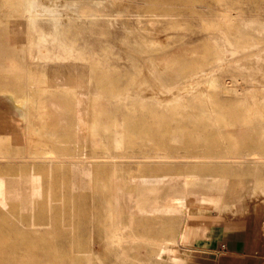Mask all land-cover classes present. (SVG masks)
<instances>
[{
  "label": "rangeland",
  "instance_id": "rangeland-1",
  "mask_svg": "<svg viewBox=\"0 0 264 264\" xmlns=\"http://www.w3.org/2000/svg\"><path fill=\"white\" fill-rule=\"evenodd\" d=\"M23 13L32 19H22ZM0 55V94L32 96L24 107L29 119L21 123L32 130L29 138L17 131V120L0 116V201L11 208V214L1 215L13 216L0 222L7 240L0 257H11L0 264H185V252L174 257L166 250L153 253L159 246L146 242L133 247L115 241L121 233L117 225L130 216L124 212L130 199L119 196L130 177L159 180V172L184 167L228 176L223 194L208 183L196 188L225 207L201 217L238 216L248 204L264 209V165L236 159L264 146V0H0ZM129 118L154 140L127 131ZM56 122L61 133L54 139L42 128ZM180 132L175 143L172 137ZM115 138L121 139L120 148ZM37 146L58 150L53 172L48 160L31 156ZM158 147L189 160L144 159ZM84 169L93 177L84 176ZM31 171L42 175L51 198L22 209L4 196L3 187ZM138 222L146 227L140 224L137 233L159 237V219ZM196 224L189 240L204 229ZM137 251L145 261L119 259Z\"/></svg>",
  "mask_w": 264,
  "mask_h": 264
},
{
  "label": "bare ground",
  "instance_id": "bare-ground-1",
  "mask_svg": "<svg viewBox=\"0 0 264 264\" xmlns=\"http://www.w3.org/2000/svg\"><path fill=\"white\" fill-rule=\"evenodd\" d=\"M28 3V2H27ZM33 3V1H32ZM147 3V2H146ZM156 3V2H153ZM163 3V2H162ZM181 4V3H180ZM182 5V4H181ZM187 5V4H186ZM151 10V9H150ZM148 11V10H147ZM160 12V11H159ZM151 13V12H150ZM152 14V13H151ZM236 14V13H235ZM237 15V14H236ZM232 14L230 15V17ZM21 18L24 20L32 19L31 14L23 13ZM55 20V19H54ZM23 23V22H22ZM40 23V21H39ZM39 25V24H38ZM46 30V29H45ZM37 31V30H36ZM39 33V30H38ZM44 33V32H43ZM41 34V33H40ZM31 31L28 30V37H31ZM46 35V34H45ZM38 38V37H37ZM55 38V37H54ZM49 40V39H48ZM55 40V39H54ZM27 41V39H26ZM28 42V41H27ZM37 42V41H36ZM240 43V42H239ZM66 44V43H65ZM68 44V43H67ZM70 44V43H69ZM27 46V45H26ZM49 46V45H48ZM36 47V46H35ZM42 47V46H41ZM239 47V46H238ZM38 48V47H37ZM8 50V49H7ZM37 50V49H36ZM151 50V49H150ZM34 51V50H33ZM9 52V51H8ZM7 52V53H8ZM37 52V51H36ZM5 54V53H4ZM9 54V53H8ZM38 54V53H37ZM1 56V55H0ZM35 58V57H34ZM24 61V60H23ZM15 62V61H14ZM16 63V62H15ZM223 64V63H222ZM227 64V63H226ZM232 64V63H231ZM7 65V64H6ZM97 68L101 67L99 62H93ZM228 65V64H227ZM10 66V65H9ZM1 67V66H0ZM153 67V66H152ZM214 67V66H213ZM69 69H73L71 65L68 67ZM5 69V68H4ZM212 69V68H211ZM2 70V69H0ZM214 70V69H213ZM4 71V70H3ZM206 71V70H205ZM213 72V71H212ZM203 74V73H202ZM196 77V76H195ZM200 77V76H199ZM104 79V77H103ZM195 79V78H194ZM197 80V79H196ZM194 80V81H196ZM122 81V80H121ZM199 81V80H197ZM204 81V80H203ZM227 83V82H226ZM222 85V84H221ZM234 85V84H233ZM204 86V85H203ZM226 86V85H225ZM223 87V86H222ZM232 87V86H231ZM234 87V86H233ZM262 89V88H261ZM233 90V89H232ZM239 90V89H238ZM224 91H226L224 89ZM71 92V91H70ZM109 92V91H108ZM107 93V92H106ZM229 93V91H228ZM132 95V94H131ZM208 96V95H207ZM211 96V95H209ZM216 96V95H215ZM257 96V95H256ZM105 97V96H104ZM260 97V96H259ZM106 98V97H105ZM246 98V97H245ZM0 99L2 100L1 104H5L8 108L3 107L0 110V116L4 119H11L17 120L18 128L17 131L19 133L26 134L29 138L30 133L32 130L30 128H25L21 126V123L24 120L29 119V113L26 112L25 106L27 105L28 101L32 100V96L26 91L15 92L13 90L1 91ZM121 99V98H120ZM243 99V98H242ZM250 99V98H249ZM162 100V99H161ZM252 100V99H251ZM130 101V100H129ZM243 101H245L243 99ZM248 101V99H247ZM209 103V101H207ZM128 104V103H127ZM140 104V103H139ZM136 105V104H135ZM117 106V105H116ZM188 106V105H187ZM222 106V105H221ZM27 107V106H26ZM64 107V106H63ZM62 107V108H63ZM236 108V107H235ZM30 109V108H29ZM183 109V108H182ZM216 109V108H215ZM225 110V109H224ZM227 110V109H226ZM159 112V111H158ZM222 113V112H221ZM232 113V112H231ZM239 113V112H238ZM215 114V113H214ZM118 115V114H117ZM233 115V114H232ZM136 116V115H135ZM197 116V115H196ZM96 124H99V116L97 115ZM240 117V116H238ZM88 118V117H87ZM123 118V117H122ZM177 118V117H176ZM137 120L134 118H129L125 122L127 126V131L129 132H139L140 134H146L142 136V139H146L148 141H153L152 137H149L148 130L145 128L137 127ZM144 122H142L143 124ZM207 123V122H206ZM27 124V123H26ZM60 122H56V124H50L47 127H43L42 131L49 135L50 138L55 139L57 138L60 133ZM194 126V125H193ZM259 126V125H258ZM20 127L22 129H20ZM240 127V126H239ZM175 129V128H174ZM41 131L40 129H38ZM156 131V130H155ZM67 133V131H66ZM256 133V132H255ZM180 133H174L172 140L175 143H178L180 140ZM245 134V133H244ZM150 135V134H149ZM248 135V134H247ZM36 136V135H35ZM24 136V138H27ZM158 137V136H157ZM167 138V137H165ZM109 139V138H108ZM170 139V137H169ZM147 141V142H148ZM157 141V140H156ZM168 141V140H167ZM184 142V141H183ZM257 143V142H256ZM121 139L115 138L114 139V146L116 148L121 147ZM170 144V143H169ZM175 145V144H174ZM183 145V144H182ZM86 146V145H85ZM125 146V145H124ZM153 146V145H152ZM167 146V145H166ZM184 146V145H183ZM257 146V145H256ZM22 145H19L21 148ZM132 147V146H131ZM150 147V146H148ZM221 147V146H220ZM27 148V147H26ZM86 148V147H85ZM186 148V147H185ZM90 149V148H89ZM130 149V148H129ZM132 149V148H131ZM156 151L147 153L143 157L144 159H159V158H172V157H190L189 155L180 154L181 152H170L164 150H159L155 148ZM209 149V148H208ZM103 150V149H102ZM116 150V149H115ZM130 151V150H129ZM132 152V151H131ZM103 153V152H102ZM118 153V152H117ZM27 154V152H26ZM122 154V153H121ZM32 157H39L48 160L46 165L49 166L48 171L50 173L53 172V166L55 163L53 160L55 158H60V154L56 147L51 148L48 146H37L32 152ZM122 156H125L124 154ZM63 157V156H62ZM95 155H87L86 158H94ZM130 157V156H129ZM135 157V156H134ZM137 157V156H136ZM140 157V156H139ZM194 158H201L204 159L207 156L204 154H194L192 155ZM72 158V157H71ZM74 158V156H73ZM104 158V157H103ZM102 158V159H103ZM138 158V157H137ZM136 158V159H137ZM142 158V157H141ZM208 158V157H207ZM223 158V156H221ZM120 159V158H119ZM135 159V160H136ZM224 159V158H223ZM237 161L240 163L244 161H255L260 162L264 165V146L263 144H258L257 148L249 153H243L239 156H236ZM32 160V159H31ZM115 160V159H114ZM133 160V158H132ZM138 160V159H137ZM143 160V159H142ZM189 160V158H188ZM95 161V160H94ZM134 161V160H133ZM223 161V160H222ZM228 161V160H227ZM33 162V161H32ZM77 162V161H75ZM74 162V163H75ZM6 163V162H5ZM22 163V162H21ZM24 163V162H23ZM34 163V162H33ZM38 163V162H37ZM42 163V162H40ZM67 163V162H66ZM69 163V162H68ZM92 163V162H91ZM89 163V164H91ZM96 163V162H95ZM98 163V162H97ZM103 163V162H102ZM109 163V162H108ZM113 163V162H112ZM117 163V162H116ZM130 163V162H129ZM148 163V162H145ZM161 163V162H160ZM168 163V162H167ZM172 163V161H171ZM203 163V162H202ZM216 163V162H215ZM223 163V162H222ZM228 163V162H227ZM231 163V162H230ZM245 163V162H244ZM254 163V162H251ZM20 164V163H19ZM36 164V163H35ZM78 164V163H76ZM140 164V163H139ZM153 164V162H152ZM32 165V164H31ZM44 165V164H43ZM79 165V164H78ZM105 165V164H104ZM197 165V164H196ZM239 165V163H238ZM36 166V165H35ZM75 166V165H73ZM77 166V165H76ZM92 166V165H91ZM175 166V165H174ZM79 167V166H78ZM81 167V166H80ZM98 167V165H97ZM102 167V164H101ZM150 167V166H149ZM190 167V166H189ZM253 167V166H252ZM33 168V166H32ZM40 168V167H39ZM87 168V166H86ZM181 168V167H180ZM261 168V167H260ZM242 169V168H241ZM150 170V169H149ZM81 171V170H80ZM79 171V173H80ZM207 171V170H206ZM224 171V170H223ZM37 172V171H36ZM40 172V171H38ZM78 172V171H77ZM84 176H92L93 172L90 169H84L83 171ZM132 172V171H131ZM151 172V171H150ZM133 173V172H132ZM139 173V172H138ZM210 173V172H208ZM18 174V173H17ZM22 174V173H21ZM44 174V173H43ZM62 174V172H61ZM77 174V173H76ZM148 174V173H147ZM96 175V174H95ZM133 175V174H132ZM48 176V175H47ZM54 176V175H53ZM83 176V177H84ZM97 176V175H96ZM156 176V175H155ZM13 177V176H12ZM17 177V176H15ZM19 177V176H18ZM74 177V176H73ZM76 178H78L75 175ZM82 177V178H83ZM144 178V177H143ZM7 179V176H6ZM47 179V178H46ZM56 179V178H55ZM54 179V180H55ZM79 179V178H78ZM85 179V177H84ZM99 179V178H98ZM130 179V186L127 188L126 191L120 193V198L128 197L130 199L131 206L126 209V211L130 214L129 217L125 218L128 222H121L117 225L118 229L121 233L116 234L117 243L128 242L131 246H139L140 243L146 242L149 244L156 245L159 248H155L152 250L153 253H156L161 250H166L171 253L174 257L178 255L179 252H184L188 248V241L187 237L190 233V230L194 231L196 229L197 224L193 221L192 218L198 217L199 215L203 214L208 210H216V209H224V203L221 199L217 196H209L196 189L197 187H201L204 184L208 183V188L211 190L216 191L219 194H223L228 190L229 181L228 176H218V175H205L204 173H198L194 168H181L178 171L174 172H159V180L158 179H138L135 182L132 181V177ZM13 180V179H10ZM8 180V181H10ZM49 180V179H48ZM75 180V179H74ZM15 183L11 184V186H4V196L9 200L15 202L19 205L20 208H35L36 204L51 198L50 193H44L43 184H42V175L35 172H29L28 174H22L18 178L15 179ZM60 181V180H58ZM78 181V180H77ZM76 182V181H75ZM11 183V182H9ZM24 184V185H23ZM48 184V183H47ZM10 185V184H9ZM49 187V184H48ZM46 188V187H45ZM204 188V187H203ZM53 192V191H52ZM55 192V191H54ZM58 194V193H57ZM60 194V193H59ZM230 194V193H229ZM56 194L54 193V196ZM62 195V194H61ZM53 196V195H52ZM64 196V195H63ZM3 197V196H2ZM58 198V197H57ZM5 199V198H4ZM63 199V198H62ZM65 199V198H64ZM7 200V199H6ZM54 200V199H53ZM52 200V201H53ZM121 200H118L117 203H120ZM58 202V201H57ZM56 202V203H57ZM247 202V201H246ZM55 203V202H53ZM58 203H61L60 201ZM72 203V202H71ZM68 205V204H67ZM11 206V205H10ZM52 207V206H51ZM63 207V206H62ZM234 207V206H232ZM70 208V207H69ZM24 209V210H26ZM59 209V208H57ZM74 209V208H73ZM76 209V208H75ZM241 209V208H240ZM19 210V209H18ZM21 210V211H24ZM73 211V210H71ZM84 211V210H83ZM11 214V208L5 206L3 201H0V222L1 221H8V219H12L13 216L7 215L5 217L4 213ZM29 212V211H28ZM49 213V212H48ZM63 213V212H62ZM33 217V216H31ZM149 218L159 219V223L161 224V233L159 237H152L146 233H137V228L141 224L142 227H146L145 223L138 222L140 220H149ZM68 219V218H67ZM73 220V219H72ZM79 220V219H77ZM87 220V219H86ZM171 222H167V221ZM138 222V223H137ZM146 222V221H145ZM153 222V220H152ZM33 223V222H32ZM20 224V222H19ZM73 224V223H72ZM88 224V223H87ZM22 225V224H21ZM33 225H36L33 223ZM40 225V224H39ZM60 225V224H59ZM149 225V224H148ZM74 226V225H73ZM72 226V227H73ZM151 227V226H150ZM33 228V227H31ZM92 228V227H91ZM156 229V228H155ZM40 230V229H39ZM65 230V229H64ZM147 230H149L147 228ZM48 231V230H47ZM77 231V230H76ZM159 231V230H158ZM1 232V230H0ZM48 235L52 234L47 232ZM14 235V234H13ZM47 235V236H48ZM155 236V235H154ZM49 237V236H48ZM54 238V237H53ZM64 238V236H63ZM6 237L0 233V245L7 243L5 240ZM43 240V239H42ZM45 242V241H44ZM52 242V240H51ZM50 243V242H49ZM67 243V242H66ZM92 243V242H91ZM45 244V243H44ZM61 244V243H60ZM47 245V244H46ZM27 247V245H26ZM24 247V248H26ZM28 248V247H27ZM129 249V248H128ZM139 249V248H138ZM20 252V250H18ZM25 251V250H24ZM77 251V250H76ZM135 251V250H134ZM0 252H2L0 250ZM16 253V252H15ZM167 253V252H166ZM7 256V255H5ZM102 256V255H101ZM93 257V256H92ZM104 258V257H103ZM19 259V258H18ZM86 259V257H85ZM93 259V258H92ZM98 259L102 262L101 258ZM120 260H127L129 259L133 263H138L146 260L144 254L140 251L134 254L124 253L119 257ZM11 257H0V261H9ZM99 261V262H100ZM20 262V261H19ZM148 262V261H147ZM100 264V263H99Z\"/></svg>",
  "mask_w": 264,
  "mask_h": 264
},
{
  "label": "crops",
  "instance_id": "crops-1",
  "mask_svg": "<svg viewBox=\"0 0 264 264\" xmlns=\"http://www.w3.org/2000/svg\"><path fill=\"white\" fill-rule=\"evenodd\" d=\"M249 206L238 216L210 213L192 218L204 229L198 237L187 238L185 264H264V209Z\"/></svg>",
  "mask_w": 264,
  "mask_h": 264
}]
</instances>
